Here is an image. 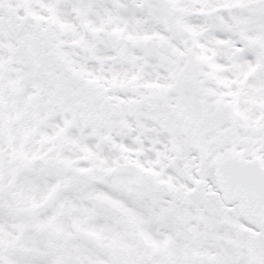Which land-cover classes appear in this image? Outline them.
I'll return each instance as SVG.
<instances>
[{
  "label": "snow or ice",
  "instance_id": "6c2138e0",
  "mask_svg": "<svg viewBox=\"0 0 264 264\" xmlns=\"http://www.w3.org/2000/svg\"><path fill=\"white\" fill-rule=\"evenodd\" d=\"M0 264H264V0H0Z\"/></svg>",
  "mask_w": 264,
  "mask_h": 264
}]
</instances>
